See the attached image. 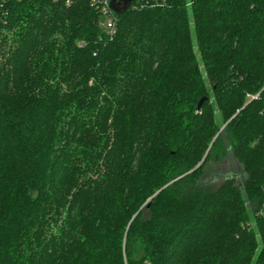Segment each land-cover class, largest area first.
<instances>
[{
  "label": "trees",
  "instance_id": "1",
  "mask_svg": "<svg viewBox=\"0 0 264 264\" xmlns=\"http://www.w3.org/2000/svg\"><path fill=\"white\" fill-rule=\"evenodd\" d=\"M117 18L0 0V264H264V0Z\"/></svg>",
  "mask_w": 264,
  "mask_h": 264
},
{
  "label": "built area",
  "instance_id": "2",
  "mask_svg": "<svg viewBox=\"0 0 264 264\" xmlns=\"http://www.w3.org/2000/svg\"><path fill=\"white\" fill-rule=\"evenodd\" d=\"M91 5L100 12L103 20L102 25L107 32V36L113 38L117 34L118 15L111 7V0H90ZM163 6V0H133L129 9L144 10Z\"/></svg>",
  "mask_w": 264,
  "mask_h": 264
},
{
  "label": "rangeland",
  "instance_id": "3",
  "mask_svg": "<svg viewBox=\"0 0 264 264\" xmlns=\"http://www.w3.org/2000/svg\"><path fill=\"white\" fill-rule=\"evenodd\" d=\"M200 58V55H198V60ZM200 71L202 73V75L204 77H206V72H205V69H204V66L200 65ZM228 160L225 164V168H226V171L223 175V177H216V175H213L211 176L208 181H207V184L211 187H216L218 185H220L222 183V181L227 178V177H234V176H237L239 179H238V182L240 183V179L243 175V170H242V167L241 165L238 163V161L235 159V157L232 155V153L228 156ZM221 166L218 167V169L220 170ZM216 168V167H215ZM223 168V167H222ZM225 177V178H224Z\"/></svg>",
  "mask_w": 264,
  "mask_h": 264
},
{
  "label": "water",
  "instance_id": "4",
  "mask_svg": "<svg viewBox=\"0 0 264 264\" xmlns=\"http://www.w3.org/2000/svg\"><path fill=\"white\" fill-rule=\"evenodd\" d=\"M133 0H111L110 2V7L112 9V11L121 16L123 15L125 12L128 11L129 7L131 6ZM207 98H203L198 105V110L201 109L203 103L206 101ZM150 206V205H149Z\"/></svg>",
  "mask_w": 264,
  "mask_h": 264
}]
</instances>
